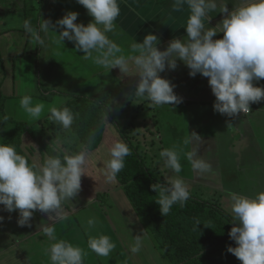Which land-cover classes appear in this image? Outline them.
Here are the masks:
<instances>
[{
    "label": "crops",
    "instance_id": "0c3cea01",
    "mask_svg": "<svg viewBox=\"0 0 264 264\" xmlns=\"http://www.w3.org/2000/svg\"><path fill=\"white\" fill-rule=\"evenodd\" d=\"M239 3L240 0H229L227 7L231 10ZM119 6L120 15L115 22L118 35L113 38L125 55L129 54L131 42H142L148 33L159 37L157 47L160 50L165 49L170 40L186 36L187 6L180 12L172 11V0H119ZM68 11L78 13L77 23L86 25L93 19L77 0H0V62L8 64L12 77L11 80L7 79L8 76L3 77L0 83V91L4 95L0 102V114L10 122L13 119L28 125L34 124L50 114L48 109L53 106L55 98L89 94L106 86L121 88L125 95H129L133 105L141 103L130 95L139 80L138 75L121 79L118 68L107 72L92 60H85L83 52L76 49L74 42L67 39L64 43L54 42L61 30L59 27L55 29L57 33H41L47 47L37 45L23 29L25 20L36 27L41 18L55 24ZM224 15L213 13L208 26H216ZM222 35L217 33L213 38H221ZM160 75L175 85L174 92L182 98V102L152 107L147 100H143L142 104L146 101L147 104H143L135 120L138 123L144 120L142 126L149 123L150 129L143 128L141 133L144 138L148 137L143 141L147 151L157 149L160 153L165 148L175 147L180 154L182 171L176 174L165 167L159 154L152 156L153 169L161 173L160 179L164 182L163 173L171 172L176 177L179 175L191 192L218 203L232 216L230 193L253 197L264 191V100L251 103L249 113L241 112L236 117H228L214 111L215 96L208 78L199 73L195 77L190 76L188 67L182 61L177 60L174 70L166 68ZM254 84L264 87V79L254 81ZM24 95H31L34 104L44 103L45 109L38 120L29 118L20 107L19 101ZM11 101H14L12 105ZM116 110L121 112L119 107H114V123L110 122L112 119H106L100 145L94 150H87L89 169L85 170L86 173H94L91 168L106 162L103 157L96 159L94 154L103 145L110 147L117 140L127 144L120 129L126 125L116 119ZM107 122L114 126V130L107 126ZM194 132L201 139H196ZM154 135L160 143L158 148L152 145L155 142L152 139ZM190 136L191 142L186 145L184 140ZM135 143H139L137 139ZM189 151L207 161L211 170L203 174L194 172L185 156ZM44 159L41 157V162L35 164H43ZM81 178L86 179L85 175ZM81 184L86 188L84 180H81ZM83 191L86 192L85 189ZM83 194L80 190L78 196L72 199L71 206L62 202L63 218L55 219L59 209L34 211L30 225L19 226L18 211H14V214L0 213L4 217L0 221V263L1 254H4L3 264H22L23 260L24 264H51L48 249L55 241L49 240L42 228L53 226L57 240L62 239L84 250V264H147L142 254H133L129 249L132 244L129 240V225L122 212L118 213L112 205L106 207L103 202L100 203L96 192L89 197L93 198L91 204L87 203V192L86 197ZM81 196L82 200H79ZM12 216L15 218L12 219ZM89 218L96 221L92 228L87 224ZM100 234L110 237L115 244L109 257L98 256L87 246L90 236ZM14 255L15 259L12 260Z\"/></svg>",
    "mask_w": 264,
    "mask_h": 264
},
{
    "label": "clouds",
    "instance_id": "9594fccd",
    "mask_svg": "<svg viewBox=\"0 0 264 264\" xmlns=\"http://www.w3.org/2000/svg\"><path fill=\"white\" fill-rule=\"evenodd\" d=\"M77 3L93 17L86 25L77 23V12L68 11L55 24L41 18L36 27L25 20L24 31L37 45L47 47L41 33H57L55 29L59 27L61 30L54 42L64 43L65 39L74 42L85 60H92L107 72L118 68L121 79L138 75L139 80L130 95L141 101L147 100L152 107L182 102L174 92L175 85L160 75L166 68L174 70L177 60L188 67L190 76L199 73L208 78L215 96L213 109L222 115L236 117L241 112L248 113L251 103L264 100V87L254 84V81L264 79V0H240L231 10L227 7L229 0H172L173 12L183 11L187 6L186 36L170 40L167 47L160 50L157 47L159 37L148 33L142 42L130 43L128 55L113 38L118 35L115 22L120 15L119 0H77ZM217 12L225 14L223 19L209 27L212 14ZM217 33L223 35L214 39ZM19 103L32 120H38L45 109L42 102L34 104L31 95H24ZM110 108L111 105L108 111ZM48 111V119L66 131L79 115L68 107L52 106ZM195 134L196 139H201ZM93 137L94 133L89 142ZM191 139V136L185 138L184 143L189 144ZM52 151L56 155L47 156L43 164H29L14 146L0 143V205L9 213L18 211L19 226L30 225L34 211L59 209L55 219L63 218L62 202L74 199L81 190V177L87 174L86 149L82 146L80 151L69 154L63 141L57 138ZM109 155L110 159L105 162L106 174L108 181L114 182L125 166V157L131 155V149L117 140L111 144ZM159 156L165 167L174 173L182 171L180 154L175 147L163 149ZM185 156L194 172L203 174L211 170V165L195 152L189 151ZM151 188L158 196L155 202L164 217L173 205L183 207L190 198L188 186L179 175L165 183H153ZM230 200L233 226L228 234L235 246H228L227 251L242 264H264V191L253 197L230 193ZM87 203H93V198ZM3 219L0 216V221ZM95 223L94 218L87 221L89 228ZM197 225H200L199 221ZM42 232L55 241L48 249L51 264H84L85 252L81 247L57 240L53 226L43 227ZM143 243L141 236H135L129 245L131 253H138ZM87 246L102 257H109L115 248L110 237L103 234L90 236Z\"/></svg>",
    "mask_w": 264,
    "mask_h": 264
},
{
    "label": "trees",
    "instance_id": "16d2710c",
    "mask_svg": "<svg viewBox=\"0 0 264 264\" xmlns=\"http://www.w3.org/2000/svg\"><path fill=\"white\" fill-rule=\"evenodd\" d=\"M2 98L4 95L0 91V102ZM124 98V91L115 86L102 87L89 94H72L70 100L58 107H68L73 113L79 114L70 130L66 131L50 121L49 115L31 125L11 120L16 125V135L13 134L7 143H14L16 151L29 164L34 163L21 149L22 134L26 132L37 143L43 158L56 155L52 147L57 138L63 141V147L68 148L65 151L69 154L80 151L82 146L86 151L94 150L103 139L106 128L104 116L113 119L111 108H120ZM125 116L130 115L127 113ZM126 127L120 129L131 149V155L125 157V166L116 177L163 254L174 264H242L227 251L228 246H235V241L228 234L233 226L232 216L218 203L201 198L189 190L190 198L183 207L175 204L167 216L161 215L159 205L155 202L158 196L151 184L165 182L156 177L154 169L148 166L145 156L127 134ZM72 133L77 135L79 147L69 143ZM92 133L94 137L89 142ZM197 221L200 225H197Z\"/></svg>",
    "mask_w": 264,
    "mask_h": 264
},
{
    "label": "rangeland",
    "instance_id": "374dc122",
    "mask_svg": "<svg viewBox=\"0 0 264 264\" xmlns=\"http://www.w3.org/2000/svg\"><path fill=\"white\" fill-rule=\"evenodd\" d=\"M5 76H8L7 77L8 80H11L12 78L10 71H9L8 64L4 65L0 62V83L3 77ZM124 97H125L124 101L121 103L122 106H120V108L122 109V110L120 109L121 112L118 110L115 111L116 119L119 122H121V124H125L126 126H128L126 127L127 132H128L127 134L130 136L132 142H134V140L136 139L138 140L139 143L138 144L135 143V145L138 146V149H140V151L145 156V160L148 166L151 169H153L152 156L154 154H156L157 156L159 154V150L156 149L152 151L153 150L152 149L151 151L150 150L147 151L143 141L144 139H147L148 137L146 136V138H144V136H142L141 133L143 132V128L150 129L149 123L146 122L145 126H142L144 120L139 121V123L137 120H135V118H138L137 113L140 112L141 108L143 107V104H147V101L143 102L142 104V101L139 100L141 102L140 104L137 103L136 105H133L132 101L129 100L130 98H127L125 94H124ZM68 100H70V98H66L65 95H62V97L55 98L52 103H53V106L58 108V107H61L63 104H65L66 101ZM13 102L14 101H11L10 105H12ZM115 107H119V106H115ZM111 109H112L113 119L110 122L114 123V106ZM127 113H129L130 116H125L127 115ZM145 113H151V112L145 111ZM10 120H13V119H10ZM13 121L21 122L18 120H13ZM111 123L107 122V126L114 130V126ZM133 128H135L134 129L135 131L133 130ZM137 130H138V134L136 133ZM13 134L16 135V125L10 122L9 120L5 119L4 116L0 114V143L10 144L14 146V148L16 149L14 143H7ZM152 139L155 141L154 143L152 142L153 143L152 145L155 148H158L160 143L157 139V136L156 135L152 136ZM70 142L75 143L78 147L80 146L77 135L73 133L69 137V143ZM37 146H38L37 143L34 141V139L29 133L26 132L22 134V145H21L22 148L21 149L24 151L27 157L31 158L34 164L35 162H41V157H42V154L41 152H39ZM65 149L68 150L66 146H65ZM108 149H110V147H108L105 144L101 147V149L95 151L94 154H95L96 159L103 157L104 160L108 161L110 159ZM88 169L89 167L87 165L85 170H88ZM91 169L94 170V173L92 174L87 173L88 175L85 174L86 179L81 178V180L85 181V187H86L84 188V186H82L81 184V193L82 194L84 193L83 191L84 189L87 192V197L85 196L86 192L82 196H85L88 200L91 193L96 192L98 193V199H99L98 201L100 203L103 202L104 206L106 207L107 205H112L118 211V213L122 212V216L125 218L127 224L129 225L128 230L130 232V235H129L130 242L133 243V238L137 235L141 236L144 241L143 247L141 248L139 253L142 254L147 264H174L173 262H171L170 258H168L165 254H163L160 246L157 244V242L154 240L151 234H149L145 224L143 223L135 207L133 206V203L125 194V190L122 187V185H120V183L118 182V178H115L114 182L108 181L105 163L98 164L97 167H93ZM154 174L156 175V177L162 178L161 173H158L156 169H154ZM163 174H164L166 181L169 179L176 178V176L172 174L171 172H167ZM82 196H81V199L79 200H82ZM65 203L66 205L71 206L73 205V200L72 199L66 200ZM6 212L7 211L3 210V206L0 205V213L4 215V213ZM12 213L14 214V211ZM14 218L15 216H12V219ZM4 256H5L4 254H1L2 261L0 264H3ZM13 259H15V255L14 257H12V260ZM28 259L30 260V258ZM24 262L25 261L23 260V262L21 263L24 264ZM13 264H18V263H13Z\"/></svg>",
    "mask_w": 264,
    "mask_h": 264
},
{
    "label": "built area",
    "instance_id": "2783aa9c",
    "mask_svg": "<svg viewBox=\"0 0 264 264\" xmlns=\"http://www.w3.org/2000/svg\"><path fill=\"white\" fill-rule=\"evenodd\" d=\"M249 112H250V111H249ZM249 112H248V113H249Z\"/></svg>",
    "mask_w": 264,
    "mask_h": 264
}]
</instances>
